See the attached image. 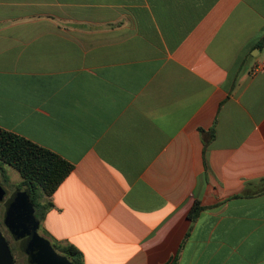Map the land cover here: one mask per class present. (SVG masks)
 I'll return each instance as SVG.
<instances>
[{
	"label": "crops",
	"instance_id": "1",
	"mask_svg": "<svg viewBox=\"0 0 264 264\" xmlns=\"http://www.w3.org/2000/svg\"><path fill=\"white\" fill-rule=\"evenodd\" d=\"M262 42L264 0H0V127L74 165L45 236L82 264H264Z\"/></svg>",
	"mask_w": 264,
	"mask_h": 264
},
{
	"label": "trees",
	"instance_id": "2",
	"mask_svg": "<svg viewBox=\"0 0 264 264\" xmlns=\"http://www.w3.org/2000/svg\"><path fill=\"white\" fill-rule=\"evenodd\" d=\"M261 44L264 45L263 42ZM2 162L10 165L20 174V190L30 193L36 216L42 224L46 211L51 205L50 197L71 173L74 165L53 150L0 127V172L7 180ZM203 208L204 206L196 202L190 217L195 219ZM7 240L10 243V239ZM24 243L25 240L21 242V246L11 247L14 258L18 249L25 254ZM53 245L56 250L68 256L76 264H82L81 253L75 246L55 243Z\"/></svg>",
	"mask_w": 264,
	"mask_h": 264
},
{
	"label": "water",
	"instance_id": "3",
	"mask_svg": "<svg viewBox=\"0 0 264 264\" xmlns=\"http://www.w3.org/2000/svg\"><path fill=\"white\" fill-rule=\"evenodd\" d=\"M5 196L6 189L0 182V202ZM4 223L16 241L25 239L23 250L29 264H76L56 250L48 237L40 234L41 222L36 216L31 195L26 190H20L15 194ZM0 264H15L11 247L1 229Z\"/></svg>",
	"mask_w": 264,
	"mask_h": 264
},
{
	"label": "rangeland",
	"instance_id": "4",
	"mask_svg": "<svg viewBox=\"0 0 264 264\" xmlns=\"http://www.w3.org/2000/svg\"><path fill=\"white\" fill-rule=\"evenodd\" d=\"M2 167L7 170V174H8L7 176L10 178V180H9V182H7L5 176L0 172V182L2 185L7 186L8 196H9L17 188H21V186H20L21 176L13 167H11L10 165H8L6 163L2 162ZM4 207H5L4 203L0 202V221L3 218ZM0 225H1L0 227L4 231L5 236L10 239V243H9L10 247H13V246L19 247L20 243L15 241L12 238V236L8 232L7 228H5V226H3V224H0ZM39 232H40V234L45 235L43 230H42V227L40 228ZM15 259H16L15 264H29L26 254L21 252L20 249H18V251L16 252V258Z\"/></svg>",
	"mask_w": 264,
	"mask_h": 264
},
{
	"label": "flooded vegetation",
	"instance_id": "5",
	"mask_svg": "<svg viewBox=\"0 0 264 264\" xmlns=\"http://www.w3.org/2000/svg\"><path fill=\"white\" fill-rule=\"evenodd\" d=\"M4 173H5V175L7 176L8 174H7V170L6 169H4ZM9 180H10V178L7 176V182H9ZM4 186V188L6 189V196H5V199L3 200V201H1V202H3L4 203V212H3V218H2V220L0 221V224H3V226H5V228H7V226L5 225V223H4V220H5V216H6V213H7V211H8V209L10 208V206L12 205V201H13V197L15 196V194L18 192V191H20V188H17L12 194H10L9 196H8V189H7V186H5V185H3ZM22 190V189H21ZM1 226V225H0ZM0 229H1V231L3 232V234H4V231H3V229L0 227ZM7 230L9 231V229L7 228ZM9 233H10V235L12 236V234H11V232L9 231ZM5 235V234H4ZM45 236V235H44ZM6 237V236H5ZM7 238V237H6ZM12 238H13V236H12ZM14 239V238H13ZM15 240V239H14ZM23 240H25V239H22V240H19V241H17V242H19L20 244H19V246H21V242L23 241ZM16 241V240H15ZM27 256V255H26Z\"/></svg>",
	"mask_w": 264,
	"mask_h": 264
}]
</instances>
